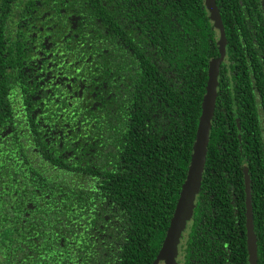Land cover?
Here are the masks:
<instances>
[{"label":"trees","instance_id":"obj_1","mask_svg":"<svg viewBox=\"0 0 264 264\" xmlns=\"http://www.w3.org/2000/svg\"><path fill=\"white\" fill-rule=\"evenodd\" d=\"M215 1L229 37V66H221L192 217L198 226L202 219L224 220L229 214L228 225L245 233V161L237 137L234 144L224 143V76L231 68L234 89L243 82L249 85L257 76L253 80L260 89L256 97L260 103L245 94L240 111L241 120L255 116L247 130L253 135L246 133L245 139L250 148L259 147L248 160V169L254 174L250 191L259 262L264 264V130L255 124L257 110L264 112V71L255 70L253 62L247 65L249 57L235 60L234 56L241 45L254 44V36L238 37L254 27V9L233 3L227 13L224 0ZM145 2L125 12L113 11L115 19L127 16L130 24L134 21L130 35L121 39L99 27L104 42L97 44L96 36L86 34V29H97V17L104 21L110 7L105 16L96 14L95 19L96 12L88 9L95 0H71L70 5L82 12L81 24L73 28L82 31L72 38L70 48L75 52L78 87L61 101L56 94L51 115H40L46 124L37 114H29L27 128L0 134V264H155L158 260L187 178L209 67L220 53L205 0ZM154 9H159L158 14ZM14 62L7 65L14 67ZM6 86L0 81L4 102L0 115L10 112L11 103L18 106L14 98L11 103L6 99ZM10 90L15 97L22 95L18 83ZM162 100L168 104H161ZM154 123L164 127L153 129ZM225 173L237 176L238 183L224 188ZM225 194L230 199L224 200Z\"/></svg>","mask_w":264,"mask_h":264},{"label":"flooded vegetation","instance_id":"obj_2","mask_svg":"<svg viewBox=\"0 0 264 264\" xmlns=\"http://www.w3.org/2000/svg\"><path fill=\"white\" fill-rule=\"evenodd\" d=\"M233 3L237 6L243 3L245 8L251 5L252 9H254L251 14L255 16L254 27L249 31L242 32L238 36L241 40L246 39L248 36H254V44L249 47L241 45L238 54L234 55L236 57L235 60L247 56L249 57L247 65L253 62L255 70L263 72L264 0H248V2L246 0H224V10L227 13L230 8H233ZM70 4L71 0H0V38L2 37V40H0V81L7 85L6 99H8V102H10L11 98H14V101L18 104L17 108H13L10 102V112L0 115V134L3 131V134H6V131H17V129L27 128V124L31 119L29 114H37L40 122L46 124L45 118H40V115H51L56 107V94H59L58 100L61 101V98L64 96L68 94L72 95L73 90L78 87L79 81L77 80L78 70L76 68V58L74 57L75 52L74 49L72 51L70 48L73 46L71 42L72 38L78 36V33L80 34L82 31V27L80 31L73 30V28L76 29L81 24L80 16L82 12L76 10ZM131 5L140 7L141 5H146V2L145 0H112V3L105 4L102 0H95L94 4L88 5V9L91 6L93 11L96 12L94 13V17L96 14L105 16L106 7H110L111 14L110 16L107 15L104 21H101V17H97L99 23L101 21L100 25L98 23L97 29H86V34H94L97 44L104 42L99 36L101 32L99 27L104 28L107 33L116 34L121 39H123V36L130 35L132 32L131 26L134 21L130 24L129 17L127 16H124L123 19H115L113 11L125 12ZM205 6L209 12L210 19L211 12L206 5V0ZM218 8L220 10L219 6ZM158 10L154 9V12L158 14ZM132 16H134L133 13H131L130 17ZM134 20L135 23L138 22V18ZM210 21L218 36L217 43L221 55L219 44L221 32L219 28L215 27L214 21L212 19ZM224 30L226 35V51L224 59L220 64L219 77L221 75V66L223 64L229 66L228 48L230 44L225 24ZM116 43L122 44L117 38ZM256 55L258 58L255 59ZM11 60L15 61L14 67L7 65ZM230 69L225 73L228 77L224 76V124L226 125L224 129V143L234 144V139L237 137L236 144L239 145V149L241 150V160L245 161L242 168L245 185V211L243 215L245 233L243 232L244 230H239L228 225L229 220L227 217H229V214H224V220L209 217L202 219V222L197 224L198 226H195V219L192 217L184 230L176 255L178 264H250L246 199L247 188L250 190V184L254 181V174L248 169V160L251 161V156L255 157L259 151V147L254 145L253 148H250V142L248 139H245L246 133L252 134L247 132V130L249 125L253 127L255 116L247 115L248 118L246 119L245 115L243 117L244 120H241L242 112L240 111V104H244L247 100L245 94L248 93L252 96L253 101L260 103V98H256L260 95V89L255 82L257 76L253 77L255 80L252 79V82H248L249 85L243 82L242 86L234 89L231 80L233 76ZM246 70L249 71V74L252 73L251 69L246 68ZM244 72L245 70L241 75H244ZM13 83H18V86L22 88V95L19 97H15V94L10 90V85ZM231 87L234 90L231 91ZM231 92L237 98H233ZM237 102L239 105L236 104ZM2 104L4 102L0 98V108H2ZM161 104L168 103H164L162 100ZM161 109L163 110V108ZM245 113L253 114V112L248 111H245ZM146 114L148 115L147 112ZM257 114L259 115L255 124H260L264 130V112L262 113L258 109ZM232 124L235 125L236 131ZM140 125L142 128H145L144 122ZM159 126L164 127V124L159 125L154 123L153 129H159ZM262 144L264 145V140ZM246 151L247 154H245ZM237 180H239L237 176L225 173L224 188L233 187V183H238ZM250 194L257 258L258 264H260L251 191ZM228 199H230V195L225 194L224 200ZM216 224L221 225L218 226ZM231 231H238V233L231 234ZM242 241L245 242L246 246L243 245ZM236 242L240 245L239 247H237ZM159 264H164V262H160Z\"/></svg>","mask_w":264,"mask_h":264},{"label":"water","instance_id":"obj_3","mask_svg":"<svg viewBox=\"0 0 264 264\" xmlns=\"http://www.w3.org/2000/svg\"><path fill=\"white\" fill-rule=\"evenodd\" d=\"M206 5L211 12V19L215 27L221 32L220 52L221 55L211 62L206 92L202 101V110L199 117V124L196 132L191 162L188 168L187 178L180 193L176 209L172 216L166 237L160 250V255L155 264H158L160 257L166 260V264H177V246L182 230L188 220L192 218L195 207L196 196L199 192L206 153L210 140L212 119L215 114L216 101L218 96L220 64L224 59L226 51V35L224 23L218 5L215 0H206ZM246 214L248 228V248L250 264H258L256 236L253 230L252 203L250 190L247 188Z\"/></svg>","mask_w":264,"mask_h":264},{"label":"rangeland","instance_id":"obj_4","mask_svg":"<svg viewBox=\"0 0 264 264\" xmlns=\"http://www.w3.org/2000/svg\"><path fill=\"white\" fill-rule=\"evenodd\" d=\"M188 223H189V220L187 221V223H186V226H185V228L182 230V232H181V235H180V238H179V242H178V250H179V245H180V243H181V240H182V236H183V234H184V230L186 229V227H187V225H188ZM178 250H177V253H178ZM176 261V260H175ZM162 263V262H164V264H166V260L164 259V258H162V257H160V260H159V263ZM176 263H177V261H176ZM178 264V263H177Z\"/></svg>","mask_w":264,"mask_h":264}]
</instances>
